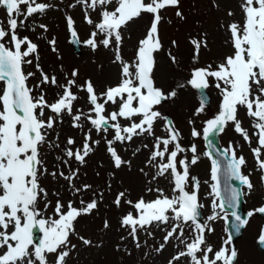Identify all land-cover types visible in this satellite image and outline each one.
Returning a JSON list of instances; mask_svg holds the SVG:
<instances>
[{"label":"snow or ice","instance_id":"1","mask_svg":"<svg viewBox=\"0 0 264 264\" xmlns=\"http://www.w3.org/2000/svg\"><path fill=\"white\" fill-rule=\"evenodd\" d=\"M179 2L76 0V4L93 12L101 9L98 12L99 22H94L88 11H85V23L94 30L83 44L93 52L99 46L114 49L112 62L119 65V82L97 94L91 79H86L83 84L77 83L78 69H73L70 74L64 73L66 83H59L56 75L45 73L39 64L38 45L27 36L21 38L18 35V29L28 27L26 22L29 18L37 14L45 15L52 5L37 0H0V7L6 11L7 17V28L0 25V264H49L50 254L54 256L53 264H67V259L76 248L72 243L73 236L83 245L90 246L92 241L79 235L75 223L81 216L91 215L94 210H98L104 193L93 191L89 201L80 199L81 207H75L73 200L65 205L59 199V193H53L58 197L53 208L54 216L45 217L44 211L52 201L48 199L49 193L40 181L43 177L51 176L54 180L66 181L74 195L88 192L92 190V185L82 184L77 187L75 180L79 177L80 167L86 165V158L95 152L96 146L103 141L113 168L120 170L125 165L130 167L131 162L119 155L115 145L126 144L136 137H152L154 140L147 161L148 166L156 169L151 181L165 177L173 185L171 196L166 195L162 188H147V192L156 193L155 199L147 201L141 196L133 202L127 189L117 192L112 202L115 207L121 208L126 204L134 210L121 217L120 226L128 230L136 248L141 247L140 232L150 237L153 234L150 229L154 225L158 228L164 225L170 230L166 231L163 243L154 251L159 254L172 239L183 245V250L173 255L168 264H180L181 258H187L188 264H235L238 251L230 247L231 235L223 240L218 249L207 242L206 236L214 231L210 222L219 217L217 207L221 211L225 208L229 210L225 217L219 218L226 219L230 215L233 218L231 229L234 233L239 234L247 225L248 219L242 218L237 212L240 198L251 195L255 189L250 179L251 172H243L247 161L244 156L236 155V149L231 143L222 150L223 163L213 159L210 153H204L211 161L212 183H205L210 188L208 196L213 199L212 213L201 220L200 209L205 205L199 198L200 182L197 177L190 175L189 167L199 162L197 146L194 143L188 148L182 146L181 132L159 108L169 101L175 103L178 90L190 86L200 92V105L194 112V115L199 116L205 111L209 99L204 90L212 87L218 90V112L203 122V137L209 148H213L214 138L223 133L229 124L251 145V137L238 119L239 110L245 109L252 121V136L257 137V147L251 148V151L260 173V185L264 187V0H241L242 23L234 21L221 25L229 33L226 43L231 48L230 54L217 62L215 67L211 63L193 67L186 81L178 82L166 93L156 85L154 75L157 64L155 54L164 50L158 25L162 21L161 11L168 7L178 8ZM22 5L26 8L22 9ZM213 6L219 8L218 4L214 3ZM142 14L151 15L150 27L145 38L138 42L134 58L127 62L121 54L122 30ZM227 15L231 17L234 13L229 10ZM176 16L183 19L179 10ZM65 19L67 30L73 38L71 42L79 43L73 18L66 16ZM36 27L45 33L48 31L45 24H35L32 30ZM98 36L102 38L97 40ZM189 42L193 45V64H196L199 62L201 47H207V40L190 38ZM47 43L53 52L57 51L55 37ZM171 43L177 47L176 41ZM167 55L171 63L178 67L176 57L171 52ZM33 58L41 77L35 86L39 90L38 95L34 94V88L28 86L29 78L34 77L35 73L24 72V65L33 64ZM43 86L59 89L51 103ZM74 88L77 91H73ZM78 92L85 93L87 112L75 107V102L81 99ZM109 107L113 110L108 111ZM65 117L69 118L72 128L82 132L83 141L80 146H76V140L71 136L66 138L64 147L58 142V134L57 142L48 139L56 125L64 122ZM160 121H163V136L155 134V127ZM188 123L194 125L195 122L190 119ZM93 132L100 138L93 139ZM190 134L195 139L201 132L193 126ZM109 135L111 138H108ZM45 145L61 153L56 156V170L51 172L41 156V148ZM186 152L192 154L190 160L187 156L179 158ZM217 155L221 153L217 152ZM73 161L78 165L75 169L71 167ZM59 165L68 167L69 172L66 174ZM140 171L148 175L144 169ZM110 175L114 177L115 172ZM230 181H238L246 191L233 187ZM189 185L191 191L188 190ZM107 188L110 192V182ZM41 202L44 211L40 208ZM254 212L264 213V205L249 211L247 217H252ZM103 226L105 229L110 227L107 220ZM186 228L191 232L190 242L184 236ZM258 243L264 247V230L261 231Z\"/></svg>","mask_w":264,"mask_h":264},{"label":"rangeland","instance_id":"2","mask_svg":"<svg viewBox=\"0 0 264 264\" xmlns=\"http://www.w3.org/2000/svg\"><path fill=\"white\" fill-rule=\"evenodd\" d=\"M37 2L48 3L52 7L47 10L43 16L34 15L28 19L31 27L35 24H45L48 31L45 33L42 29L36 27L33 32L25 31L24 35H18L23 38L27 36L32 42L38 45L39 64L44 72L51 75H56L59 83H66L64 73L70 74L73 69L79 70L78 84H83L86 79H91L95 86L97 94L103 92L108 86H115L119 82V65L113 63L114 49H105L99 46L95 52L83 44V41L88 39L90 33L94 28L85 23V11H88L90 18L94 22H99L97 9L93 12L91 9H85L83 5L76 4V0H37ZM218 4L219 8L213 5ZM241 0H180L178 8L168 7L161 11L162 21L158 25L159 38L163 45V51L156 53V69L159 66H168L173 70V73L168 74L165 79H158L155 75L156 85L164 89L167 93L171 88L175 87L178 82L186 81L189 78L190 71L193 67H202L211 63L213 67L224 56L230 54L231 48L226 43L229 39V33L225 27L231 22H241L243 20L241 9ZM75 5V7H70ZM25 9L26 6H21ZM179 10L182 13L183 19L176 16ZM231 10L234 15L229 17L227 12ZM66 16H71L74 20V28L77 31L79 40L81 42L80 53H75L73 47L69 42L70 33L66 27ZM151 15L142 14L141 17L135 18L129 22L127 27L122 30L123 43L121 46V54L123 59L127 62L132 61L135 55V50L138 42L145 38L148 28L150 27ZM23 19V17H20ZM0 25L7 28L6 11L0 7ZM41 37V38H38ZM53 37L56 38V52L51 50V46L47 43ZM100 36L97 37L99 40ZM190 38H195L203 41L207 40V47H201L199 54V62L193 64V45L189 42ZM172 41H176L177 47L172 46ZM10 46V45H9ZM171 52L179 62V66L172 64L167 53ZM67 54V57L65 56ZM34 59V58H33ZM24 72L35 73L34 77L29 78L28 86L34 88V94L38 95L39 90L35 89L40 80V73L36 70V62L33 64L24 65ZM48 101L51 103L55 99V94L59 89L43 86ZM73 91H77L75 88ZM211 96V104L205 107V111L199 116L194 115L195 109L200 105V99L195 89L190 86L182 90H178V98L175 103L166 102L159 110L164 114L169 113L171 120L174 122L177 129L182 134L181 143L185 148L190 147L193 143L197 146V155H199V162L192 166L190 165V175L198 178L200 182L199 198L200 202L205 205L202 210L203 219L212 213L211 203L212 197L208 196L210 188L208 184L212 183L210 179L211 161L204 156L208 152L204 145L203 137V122L211 119L218 112L219 93L214 87L208 89ZM190 93L191 97L182 100L179 97L182 93ZM81 99L75 102V107L87 112L88 105L85 102V93H77ZM113 108L109 107L108 111ZM50 114V113H49ZM193 120L194 125L188 123ZM238 119L242 121V127L246 129L251 137L252 143L249 145L243 138L237 134L233 126L229 124L223 133L219 134V141L222 147L227 148L231 143L236 149L237 156H244L247 164L243 168V172L248 174L251 172L250 179L255 185L254 191L251 195L244 196V208L246 211H254L258 207L264 205V187H261L259 176L260 173L256 169V162L253 157L251 148L257 147V137L252 136L254 129L252 128L251 118L246 115L245 109L239 110ZM122 123H126L123 122ZM163 121H160L155 127V134L157 136L165 135L162 129ZM195 126L201 132L197 138L191 137V129ZM86 130V129H85ZM59 135V143L61 147L65 146L66 138L71 136L76 140V146H80L83 141L82 132L79 129H74L70 126V120L65 117L62 124L56 125L55 131L51 132L48 139L53 143L56 141V136ZM93 139H99L95 132L92 133ZM111 138V135L108 136ZM154 140L152 137H136L133 141L126 144L117 143L115 147L119 155L124 160L131 162L123 166L120 170L113 168L110 158L106 153L105 144L102 141L100 145L96 146L93 154L86 158V165L80 167L79 177L75 180L77 187L82 184L92 185V190L82 192L79 195H74L73 191L67 186V182L63 179L54 180L51 176L43 177L40 181L41 185L45 187L49 193L48 199L52 201L49 208L44 211L43 202L40 208L44 211V216H54L53 208L57 200V196L53 193H59V199L66 205L69 200L74 201L75 207H81L79 201L84 199L89 201L93 196V191L103 192V200L99 202L98 210H94L91 215H84L78 218L75 223L76 231L80 236L92 241L90 246H85L77 237L73 236L72 243L76 248L71 252L67 259V264H168L169 259L178 251L183 250V245L179 244L176 239H172L163 249L157 254L154 250L163 243V237L168 226L161 225L159 228L155 225L150 229L152 236H147L144 232L139 233V242L141 247L136 248L135 242L128 235V230L121 228L120 219L128 211H133L128 205L124 204L121 208L115 207L112 203L116 197L117 192L128 190L129 198L135 202L141 196L144 199L152 200L156 198L155 192H147L146 189L162 188L166 195L171 196L172 184L168 178L160 177L156 181H151V176L156 169L147 165L150 151ZM148 145V147H144ZM238 145V147H237ZM140 149L137 151V149ZM61 155L59 150H50L45 145L41 148V156L49 172L56 170L58 162L56 156ZM191 153L186 152L181 154L179 158L187 156L190 160ZM60 169L66 174L69 172L68 167L59 165ZM71 167L75 169L78 167L75 161L72 162ZM179 167V166H178ZM140 169H144V175ZM115 172L113 177L110 173ZM99 173V175H97ZM124 173L134 175L132 178H126ZM151 181V183H150ZM208 181V184L205 183ZM111 183V191L109 192L107 184ZM188 190L191 191V185ZM246 191V189H243ZM99 200V197L97 196ZM219 204V201H217ZM216 211L219 217H225L224 211L217 207ZM135 214V213H134ZM217 218L210 222L214 231L207 235V242L211 244L214 249H218L223 240L228 238L227 229L225 226V218ZM58 218V217H54ZM107 220L110 227L104 228V221ZM262 219L254 213L249 217L248 223L244 228L242 235L230 247H234L238 251V258L235 264H249V256L254 255L256 264H264V253L259 251L256 246V241L262 231ZM245 233V234H244ZM251 237L250 250L245 251L241 247V240L243 235ZM42 235V234H41ZM184 236L190 242L191 232L186 228ZM123 237V239H121ZM145 253H148L146 256ZM49 264H53L54 256H48ZM180 264H188L187 258H181Z\"/></svg>","mask_w":264,"mask_h":264},{"label":"bare ground","instance_id":"3","mask_svg":"<svg viewBox=\"0 0 264 264\" xmlns=\"http://www.w3.org/2000/svg\"><path fill=\"white\" fill-rule=\"evenodd\" d=\"M26 24L28 25V27H25V28H22V29H18V33L19 34L24 35L25 33H21V32H25V31H30V32L34 33V31L32 30V27L30 26V24L28 22H26ZM65 56L67 57V54ZM170 73H173V70L170 67L165 65V66H159L155 74L157 75L158 79H165L166 76H168V74H170ZM190 97H191V94L185 92V93H182L179 98L182 99V100H186L187 98H190ZM124 176L126 178L134 177V175H132V174L130 175L129 173H124ZM246 234L247 235H243L244 237L241 240V243H242L241 247H242L243 250L249 251L250 250V247H249L250 243L249 242L251 240V237L248 235V233H246ZM254 258H255L254 255H250L249 256V264H256Z\"/></svg>","mask_w":264,"mask_h":264},{"label":"water","instance_id":"4","mask_svg":"<svg viewBox=\"0 0 264 264\" xmlns=\"http://www.w3.org/2000/svg\"><path fill=\"white\" fill-rule=\"evenodd\" d=\"M73 39V38H72ZM74 44V46H75V48H76V50L78 51V48H77V43H73ZM205 91V90H204ZM199 94H200V92H199ZM205 94H206V92H205ZM207 95V94H206ZM215 139V143H214V145H213V148L215 149V151L213 150V148H209L210 149V151H211V153L213 154V156H214V159H218V160H220L222 163H223V160H224V155H223V151L222 150H220L219 148H218V144H217V138L215 137L214 138ZM217 152H220L221 153V155H217ZM229 183H231L232 184V186L233 187H237V188H239V182L238 181H230ZM221 187L223 188V184H221ZM240 202H241V198H240V200H239V203H238V207H237V212H238V214L243 218V216L241 215V213H240ZM263 215H264V213H262ZM232 220H233V218L230 216V220H229V227H230V230L232 231V229H231V223H232ZM236 234V233H235Z\"/></svg>","mask_w":264,"mask_h":264}]
</instances>
